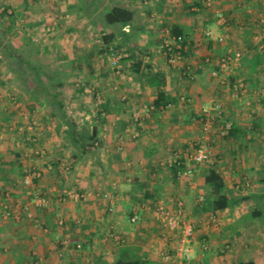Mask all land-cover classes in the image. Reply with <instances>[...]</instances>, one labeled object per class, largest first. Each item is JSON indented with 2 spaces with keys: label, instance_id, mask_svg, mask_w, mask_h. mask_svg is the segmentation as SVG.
<instances>
[{
  "label": "crops",
  "instance_id": "crops-1",
  "mask_svg": "<svg viewBox=\"0 0 264 264\" xmlns=\"http://www.w3.org/2000/svg\"><path fill=\"white\" fill-rule=\"evenodd\" d=\"M114 6L133 11V19L107 23L104 15ZM216 6L231 20L232 39L225 43L205 36L207 29H225L204 0H0V14L7 7L18 12L28 29L44 24L48 13L60 17L62 32L47 37L36 50L62 76L63 86L55 89L63 95L68 117L97 137L96 151L84 154L70 146L66 125L49 105L19 97L28 111L24 113L16 105L19 99L9 98L11 92L21 96L16 91L21 89L11 82L14 77L0 55V264H98L114 261L121 252L153 264H175V232L145 206L155 200L173 206L176 199L183 201L186 217L195 225L187 264H264V184L259 181L264 171V60L253 62L258 50L253 35L264 27V0H216ZM6 19L0 15V22ZM97 22L100 26H93ZM166 27L186 32L192 77L171 68L159 52ZM104 34L114 39L101 51ZM7 38L21 45L14 34ZM232 42L245 51L243 65L223 78L246 81L239 97L211 75L216 58ZM113 47L121 54V72L109 65ZM134 63L141 64L137 73ZM155 72L165 75L166 91L178 97L176 104L155 107L158 90L150 86ZM77 81L82 83L78 87ZM214 102L223 109L217 121L238 131L212 141L213 163L199 164L188 152L203 134V107ZM74 153L82 156L75 159ZM169 157L182 161V170L188 166L193 177L179 176L167 163ZM210 167L223 176L230 193L248 198L215 212L202 210L199 197ZM251 171L257 174L256 184L248 176L235 180ZM25 176L34 177L30 187L23 183ZM250 186L256 188L245 189ZM72 187L112 198L70 200L63 192ZM34 190L51 197L52 204L33 205ZM6 205L19 220L3 218ZM162 252L172 259L165 261Z\"/></svg>",
  "mask_w": 264,
  "mask_h": 264
},
{
  "label": "built area",
  "instance_id": "built-area-1",
  "mask_svg": "<svg viewBox=\"0 0 264 264\" xmlns=\"http://www.w3.org/2000/svg\"><path fill=\"white\" fill-rule=\"evenodd\" d=\"M204 3L207 7L214 8L215 18L217 23L222 26L225 31L222 33H217L212 29H207L205 31V36L209 39H212L219 43H225L231 38L230 28L231 20L229 16L219 7L216 6V0H204ZM53 22L48 23L46 26L47 31L54 30V27L58 25L57 19H54L52 16ZM56 18V17H55ZM261 22L264 26V21L261 19ZM256 42H260L261 45L257 46V49L260 51L264 50V27L259 33L255 36ZM189 40L185 39L182 34H173L169 27H166L162 31L161 41L159 45V52L162 53L168 65L177 70H183L184 75L192 77L191 68L187 66L185 52L189 50ZM244 50L240 47H233L231 43L228 44L226 51L216 58V67L212 69L211 75L214 78H220L221 83L229 86L231 90V95L233 97H239L240 94L246 91V81L240 77H235V80L232 83L226 78H223V74L227 76L234 75V72L237 71L239 67L242 66V60L244 56ZM121 54L115 49H111L110 53V63L115 71L121 72ZM207 61H211L208 59ZM82 83L79 81L76 82V86H80ZM184 100L185 97L183 96ZM223 113L222 106L219 102H214L212 105L203 107L199 122L201 125V130L205 133V141L198 144L191 153V158L196 163H213V155L210 150L209 144L216 140L217 138H223L227 135L231 123L221 124L220 121H217L219 116ZM217 123L219 124H215ZM169 165L180 164V160L176 157H169L167 159ZM65 170L67 173H70L69 165L65 164ZM40 174L36 173L35 177H38ZM179 176H185L191 178L193 176V171L187 166L184 170L179 171ZM32 176H25L23 178V183L30 187L33 184ZM31 202L33 205L41 208H47L52 204L51 197L47 196L41 191L34 190L32 193ZM65 196L70 200H83L87 198H106L111 199L112 195L110 193H98L94 191H84L72 187L71 189L65 190L63 192ZM199 199L202 201L204 199L203 195H200ZM145 207L149 208L153 214L156 216L158 221L165 227L170 230H173L176 234L177 244L175 248V254L177 256V261L175 264H187L191 259L193 237L195 234V225L194 223L186 217L184 210V203L181 199H176L174 205H169L163 200H155L151 205L147 204ZM4 219H14L19 220L20 215L14 211L9 206H5L3 211ZM133 222L137 220V215L131 218ZM60 223H63L62 221ZM76 247L79 249L82 247L81 243H77ZM207 245L203 244V248H206ZM161 257L167 261L172 259V254L167 252H162Z\"/></svg>",
  "mask_w": 264,
  "mask_h": 264
},
{
  "label": "trees",
  "instance_id": "trees-1",
  "mask_svg": "<svg viewBox=\"0 0 264 264\" xmlns=\"http://www.w3.org/2000/svg\"><path fill=\"white\" fill-rule=\"evenodd\" d=\"M95 1V0H91ZM7 18L5 21H1L0 24L3 28H0V55L8 70L12 73L15 83L21 89V96L24 101L32 100L37 102L40 106L49 105L51 107L52 114L59 115L63 120V124L66 125L65 136L66 140L72 148H77L79 152L93 153L97 149V137L96 132H89L86 126L79 127V125L66 113L65 103L63 95L56 90L57 87L63 86L62 76L58 71H51L49 66L42 61L32 59L31 57L37 55L39 52L32 47L26 48V44H29L28 39L24 40L22 44L17 46L14 42L7 38V33L11 32L12 35L16 33V24L18 22L19 13L14 12L10 8H6L2 11ZM2 13V14H3ZM134 13L123 7H111L104 15V19L109 24H115L116 22L126 23L133 19ZM24 25V23H21ZM25 30V27H24ZM173 34H182L185 39H188L186 32L178 29L177 27H171ZM23 31V30H22ZM25 34V33H24ZM114 36L111 34L102 35V47L101 51L108 50L112 43ZM19 45V44H18ZM189 46V44H188ZM116 50V47H113ZM118 51V50H117ZM187 52H185V55ZM264 60V50H257L256 57L253 59L255 65H260ZM133 72L137 73L140 70V63H134ZM240 68V67H239ZM238 68V69H239ZM151 80L150 86H155L158 90V95L154 100V105L157 108L169 107L178 102V97L172 96L166 91L167 80L163 73L155 72L150 73ZM188 76V75H186ZM203 116L200 114L199 118ZM219 118H222L219 116ZM227 124V123H226ZM238 129L231 126L226 136L233 137L236 135ZM82 155L74 153L73 157L78 159ZM180 164H173L176 173L184 168V163L180 161ZM70 171L72 166L69 165ZM259 181L264 184V171L260 173ZM264 195V191L260 193ZM258 194V195H260ZM248 197L235 195L230 193L226 187L223 176L216 171L214 167H210L205 175V193L204 199L200 202L202 210L217 211L228 207H234L243 202ZM98 264H153L150 261L144 260L141 257L127 255L121 252V254L112 262H106L102 260Z\"/></svg>",
  "mask_w": 264,
  "mask_h": 264
},
{
  "label": "rangeland",
  "instance_id": "rangeland-1",
  "mask_svg": "<svg viewBox=\"0 0 264 264\" xmlns=\"http://www.w3.org/2000/svg\"><path fill=\"white\" fill-rule=\"evenodd\" d=\"M2 13V12H1ZM52 13V12H51ZM55 13V12H54ZM49 14V13H48ZM48 14L46 15V18H45V21H44V24H41V25H36L35 27L33 26V27H30L29 29L28 28H26L25 27V25H22L21 23H23V22H26L25 20V18H21V19H19L18 20V22H17V24H16V26H15V28H16V33H14V35H15V37H16V40H14V41H16V43H19V44H22V42L24 41V40H26V39H28L29 41H30V43L29 44H26V48H30V47H32L33 48V50H35L36 48H38V47H41V46H44V40L47 38V37H50V38H55V36H56V34H57V32H62V30L60 29V27H62V24L60 23V17H56V18H54V19H57L56 21L58 22V25L57 26H55L54 27V30H52V31H47L46 30V26H47V24L48 23H51V22H53L52 20V18H51V15H53V14H50L49 16H48ZM56 14V13H55ZM54 14V15H55ZM0 15H2V14H0ZM69 18H67V20H68ZM29 20V22H30V20L31 19H28ZM62 22V21H61ZM27 23V22H26ZM95 23V22H94ZM64 25H66L65 23H64ZM87 26V25H86ZM93 26H100V24L97 22L96 24H93ZM3 28V25H1L0 24V28ZM24 27H25V30H24ZM23 30V31H22ZM87 30H89V29H87ZM25 33V34H24ZM91 33V32H90ZM7 34H9V35H11V36H13L12 35V30H11V32H8ZM92 35H94V34H92ZM254 37H255V35H253ZM253 37V39H254V43L256 44V46H260L261 45V43L260 42H256V39ZM231 39H232V37H231ZM47 40H49V39H46V41ZM33 44V45H32ZM34 44H36L35 46H34ZM22 45H24V44H22ZM231 46H233V47H239V46H237V45H235V42L233 43H231ZM47 47V46H46ZM48 49V48H47ZM244 50V49H243ZM50 52H51V50H50ZM49 52V53H50ZM60 52H62V49L61 48H58V53L57 52H54V53H57V54H59ZM64 52V51H63ZM244 53H245V51H244ZM35 54V53H34ZM32 55V56H30L31 57V60L32 59H35V60H39V58H40V56L37 54V55ZM53 53H51V55H52ZM53 59H54V57H52ZM42 61H43V59H42ZM45 62V61H44ZM50 62V61H49ZM107 62V61H106ZM47 65H48V63L47 62H45ZM243 63V62H242ZM50 65V64H49ZM48 65V66H49ZM109 65H111V63L109 64ZM243 65V64H242ZM115 70V69H114ZM7 77V76H6ZM78 78L79 79H83V80H85V76H78ZM14 81V83H15V80H11V82H13ZM17 92H21V91H19V90H16ZM18 94V93H17ZM16 94V92H14V93H12L11 92V95L9 96V98L11 99V101H14L17 97H18V95ZM19 102L16 104V103H14V105L16 104L17 106H21V107H23V111H24V113H27L28 111H27V109H26V106L24 105V106H22L21 104H20V102H22V100L21 99H19L18 100ZM28 114V113H27ZM200 131H202L201 130V125H200ZM203 132V131H202ZM197 136H199L200 135V132L198 133V134H196ZM205 133L203 132V134L202 135H200L199 137H200V139H199V143L198 144H200V143H203L204 141H205ZM221 140H224V138H221ZM197 145H193L192 147H191V149H189V152H188V154L190 155V153L193 151V148H195ZM209 146H211L210 144H209ZM34 152H35V150H34ZM65 162V161H64ZM66 164L67 165H70L68 162H66ZM236 165H238V164H236ZM72 168H71V171H70V173H68L69 175H71L72 174ZM243 174V173H242ZM242 174H238L236 177H235V180L236 181H239V179H241V177H243V176H248V178L252 181V183H254V184H256L257 182V174H255V172H250V174L248 173L247 175H242ZM251 176V177H250ZM193 177V176H192ZM72 178V177H71ZM70 178V179H71ZM255 187V186H254ZM254 187H252V186H250V187H246L245 189H247L248 190V188L251 190V189H253ZM256 188V187H255ZM4 209H5V207H4ZM86 264H90L89 262L88 263H86Z\"/></svg>",
  "mask_w": 264,
  "mask_h": 264
}]
</instances>
